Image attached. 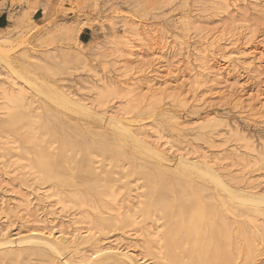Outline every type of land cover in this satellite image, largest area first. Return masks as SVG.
Here are the masks:
<instances>
[{
	"label": "rangeland",
	"instance_id": "374dc122",
	"mask_svg": "<svg viewBox=\"0 0 264 264\" xmlns=\"http://www.w3.org/2000/svg\"><path fill=\"white\" fill-rule=\"evenodd\" d=\"M6 2L0 44L18 75L121 115L170 162L48 101L0 61V233L65 240L62 256L0 246V264H67L103 247L134 260L108 264H264V203L229 202L176 160L205 158L237 192L264 194V0Z\"/></svg>",
	"mask_w": 264,
	"mask_h": 264
},
{
	"label": "bare ground",
	"instance_id": "6f19581e",
	"mask_svg": "<svg viewBox=\"0 0 264 264\" xmlns=\"http://www.w3.org/2000/svg\"><path fill=\"white\" fill-rule=\"evenodd\" d=\"M12 22V25H14V20L12 19L11 20ZM3 30V29H2ZM1 31V30H0ZM139 34V33H138ZM139 36V35H138ZM141 37V36H140ZM142 38V37H141ZM142 41V40H140ZM142 43V42H141ZM144 43V41H143ZM85 45V44H84ZM8 51L7 49L3 48L2 44H0V61H2L6 67L8 68L9 72L10 73H14V74H17V76H19L21 79H23L27 76L25 75H21L17 72H15V68L13 67V65L11 64V61L8 59V56L10 54H8ZM12 51V50H11ZM11 53V52H10ZM157 56V55H155ZM157 61V60H155ZM169 71H171V68L168 66L167 67ZM32 79V78H31ZM24 80V79H23ZM26 82V86H28V89H32V90H36V92H38L40 95H42V97H45L48 101H51L53 102L55 105L61 107V108H64L66 110H69V111H72L74 112V114H80L81 116H84V117H90V116H96L100 122L102 121H105L108 126L118 130V131H121L122 133L126 134L129 138H131L135 144L137 146H139V148H142L143 151H147L149 152L152 156H154L155 158H158L159 160L161 161H165L166 162H170V157L168 155L167 152L163 151V149L161 150L160 146H158L157 144L158 143H155V142H150L148 141L143 134L141 133H137V132H133L131 130V128L128 127V125L126 124V122L121 118V115H116V114H113V115H109L106 118V113H105V116H101L100 114L97 113V110L95 108V106L92 104V103H89L87 102L86 100H84L82 97H74V96H71L70 93H67V91H63V90H59L57 87H53L51 85H49L48 83L46 82H39L38 79H32V80H24ZM4 85V84H3ZM2 85V86H3ZM1 86V87H2ZM126 86V85H125ZM153 86H151L149 89L147 90H150L152 92V95L153 96H157V94H165V91L164 89H157V90H154V88H152ZM129 88V86H127V89ZM166 88V87H165ZM138 88H136L137 90ZM3 91H7L6 88L3 89ZM20 91V90H19ZM140 91V90H139ZM9 92V91H8ZM131 92V91H130ZM132 92H135V89L132 91ZM142 90L139 92L141 94ZM148 92V91H147ZM167 92V91H166ZM5 94V93H4ZM13 95V94H11ZM23 95V94H22ZM6 97V96H5ZM14 97V96H13ZM23 97V96H21ZM44 98V99H45ZM45 99V100H46ZM27 102V101H26ZM29 107V106H28ZM35 113V112H34ZM25 116V115H23ZM49 116V115H48ZM47 116V117H48ZM27 118V117H26ZM25 118V119H26ZM19 119L18 116L16 115H13L12 118L7 122L8 123V126L10 128H12L14 126V122H16L17 120ZM23 119V118H22ZM107 120V121H106ZM21 121V120H20ZM28 122V121H27ZM65 122V121H64ZM55 126V125H54ZM82 126V125H81ZM131 126V125H130ZM50 127V126H49ZM101 127V126H100ZM98 128V127H97ZM86 129V128H85ZM94 129V128H93ZM14 130V129H13ZM28 135V134H26ZM126 137V136H125ZM112 139V138H111ZM127 139V138H126ZM130 140V139H129ZM112 141V140H111ZM124 141V140H123ZM129 143V142H128ZM111 144V143H110ZM108 145V144H107ZM129 145V144H128ZM162 146V145H161ZM112 147V146H111ZM126 148V147H125ZM108 149V148H107ZM178 161V167L181 171H186V172H191V174H195L197 176H199L200 178L204 179L205 182H209L210 184L214 185L216 187V189H218V191H222L226 196H227V199L229 200V202H231V199H236V201L238 200L239 202H247V203H250L251 200H253V202H260V203H264V194H261L262 196H258L257 198L255 199H251V198H248L247 195L244 193H239L237 192L229 183H227L222 175L218 172V170L209 162V161H206L205 158L201 159L200 157H196L194 159L192 158H189V156L186 154H180L178 156V159H176ZM46 161V160H45ZM41 163V162H40ZM45 163V162H43ZM46 164V163H45ZM162 164V163H161ZM169 164V163H168ZM39 165V164H38ZM162 170V169H161ZM164 170V169H163ZM167 172V171H166ZM162 173H165L162 172ZM156 176V175H155ZM170 176V175H169ZM178 179V178H177ZM192 188V186H190ZM193 190V188H192ZM190 191V190H189ZM245 192V191H244ZM193 193V191H192ZM199 193V192H198ZM196 195L194 196H197V193H195ZM192 195V194H191ZM187 196V195H186ZM192 196V197H194ZM201 196V194H200ZM250 196V195H248ZM254 196V195H253ZM251 196V197H253ZM196 197V198H197ZM202 197V196H201ZM220 197V196H218ZM183 198V197H182ZM194 198V200L196 199ZM203 199V198H202ZM220 199V198H218ZM192 200V199H191ZM222 200V199H220ZM223 202V201H222ZM251 202V203H253ZM203 203V201H202ZM240 203V204H242ZM245 204V203H244ZM28 205V204H27ZM225 205V203L223 204ZM239 205V204H238ZM250 205V204H249ZM200 206H203V205H200ZM27 207V206H26ZM225 207V206H224ZM203 208V207H202ZM229 209H231V206L228 207ZM201 209V208H200ZM227 210V207L225 208ZM166 211V210H165ZM200 212V210H199ZM202 212V211H201ZM207 212V211H206ZM231 213V211H229ZM228 212V213H229ZM198 214V213H197ZM205 213L202 212V214H200V217L198 218L199 219V223L200 222H203V221H206L205 219ZM232 214V213H231ZM185 215V214H184ZM219 215V214H218ZM193 217V216H192ZM183 218V217H182ZM185 218V217H184ZM194 219V218H193ZM178 220V219H177ZM174 221V220H173ZM207 221L209 222L210 225H212V218L210 216H207ZM175 222V221H174ZM215 222V221H214ZM208 224V223H207ZM216 226V225H215ZM170 227V226H169ZM212 227V226H211ZM217 227V226H216ZM184 228V226H183ZM182 228V229H183ZM193 228H197L199 229L200 228V225L198 227H193ZM218 229V228H216ZM189 230V229H188ZM197 232V231H195ZM202 233V232H200ZM214 233V232H213ZM0 234H3L1 235V243H0V246H14V245H37L38 246H41V247H45L47 249H49L51 252H53L54 254H56L57 256H62L63 253H64V249H63V246H65L64 242V238L60 235L58 237H56L54 235V233H39V232H32L30 234H18L17 237H13L11 235H6L5 232H2ZM167 234V233H166ZM215 234V233H214ZM209 235V234H208ZM192 236V235H191ZM214 236V235H213ZM197 238H199L197 235H196ZM203 237V236H202ZM75 238V237H74ZM219 238V237H217ZM207 239V238H206ZM220 239V238H219ZM68 240V239H67ZM202 241V240H201ZM67 242V241H66ZM172 242V241H171ZM196 244V243H195ZM206 245V244H205ZM200 246V245H199ZM196 247V246H194ZM22 248V247H21ZM33 248V247H32ZM40 248V247H39ZM97 248H100V247H97ZM113 248V247H112ZM198 248V247H196ZM224 248V247H223ZM66 249V248H65ZM115 249V248H114ZM110 249L106 247V249H99V250H94L91 254H89V256H84V257H81L80 259H77V260H71L69 261L67 264H89V263H96V264H108L109 260V255L111 254H115L117 255L118 257H121V259H126L127 261H129L130 263H133V259L132 257L129 255L128 252H124V251H120L119 249ZM199 249V248H198ZM18 251V250H16ZM21 251V250H20ZM22 252V251H21ZM228 253V252H227ZM196 254V253H195ZM226 254V253H225ZM16 256H19L18 253H15ZM108 256L107 260L105 259L106 257ZM113 256V255H112ZM110 256V257H112ZM116 256V257H117ZM114 257V258H116ZM76 259V258H75ZM118 259V258H117ZM116 260V259H115ZM114 260V261H115ZM68 261V260H67ZM113 261V262H114ZM126 261V262H127ZM112 262V261H111ZM116 264H125L124 261H115ZM213 262V261H212ZM135 263V262H134Z\"/></svg>",
	"mask_w": 264,
	"mask_h": 264
},
{
	"label": "crops",
	"instance_id": "0c3cea01",
	"mask_svg": "<svg viewBox=\"0 0 264 264\" xmlns=\"http://www.w3.org/2000/svg\"><path fill=\"white\" fill-rule=\"evenodd\" d=\"M4 0H0V30L7 28L9 25V16L11 14V3L6 2L3 4ZM80 40L82 42L86 41L89 43L91 41V34L88 30H84L81 33ZM85 43V42H84Z\"/></svg>",
	"mask_w": 264,
	"mask_h": 264
},
{
	"label": "trees",
	"instance_id": "16d2710c",
	"mask_svg": "<svg viewBox=\"0 0 264 264\" xmlns=\"http://www.w3.org/2000/svg\"><path fill=\"white\" fill-rule=\"evenodd\" d=\"M85 43H87L86 41H84Z\"/></svg>",
	"mask_w": 264,
	"mask_h": 264
}]
</instances>
